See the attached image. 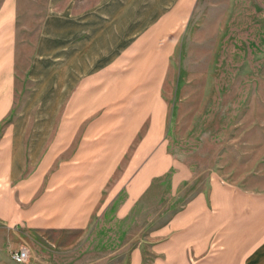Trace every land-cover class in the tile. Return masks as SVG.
I'll return each mask as SVG.
<instances>
[{
    "label": "rangeland",
    "instance_id": "1",
    "mask_svg": "<svg viewBox=\"0 0 264 264\" xmlns=\"http://www.w3.org/2000/svg\"><path fill=\"white\" fill-rule=\"evenodd\" d=\"M17 7L16 96L5 122L51 116L57 142L66 136L61 122L75 126L68 162L59 160L40 183L60 179L59 168L76 169L77 138L103 142V120L121 122L134 140L85 227L0 220V264H161L147 233L198 191L208 193L212 175L264 192V0H17ZM95 73L106 76L95 97L102 109L81 114L80 135L78 86ZM152 124L151 154L166 146L193 178L179 188L172 171L153 178L126 214L131 157ZM22 247L29 256L17 263L12 254Z\"/></svg>",
    "mask_w": 264,
    "mask_h": 264
},
{
    "label": "crops",
    "instance_id": "2",
    "mask_svg": "<svg viewBox=\"0 0 264 264\" xmlns=\"http://www.w3.org/2000/svg\"><path fill=\"white\" fill-rule=\"evenodd\" d=\"M180 8L181 5L177 11ZM109 13L115 17L124 12L112 9ZM17 17V0H0V220L12 227L27 223L48 228H83L101 207L103 188L117 162L133 145L134 134L122 131L125 126L121 122L118 126L117 120H103L102 127L109 128L104 141L84 133L77 138L76 169L59 168L60 179L41 184L43 173L48 174L59 160L63 165L69 158L64 157L68 155L69 129L75 126L74 122L72 125L70 121L61 122L62 134L66 136L57 142L55 135L61 133L54 132L55 121L51 116L46 115L49 119L43 120L5 122L16 96ZM105 77L95 73L87 85L78 86L76 127L80 135L84 129L81 114H96L102 109L95 97L101 78ZM90 96L93 100L85 101ZM155 130L152 124L145 141L131 157L133 169L128 176L132 178L123 206L126 214L153 178L172 171L175 188L193 178L190 166L167 153L166 146L151 154L153 147L149 141ZM211 179L208 193L198 191L164 223L147 233V240L157 242L155 251L159 261L161 264H264V192L241 189L217 175ZM134 261L133 258L132 264Z\"/></svg>",
    "mask_w": 264,
    "mask_h": 264
},
{
    "label": "built area",
    "instance_id": "3",
    "mask_svg": "<svg viewBox=\"0 0 264 264\" xmlns=\"http://www.w3.org/2000/svg\"><path fill=\"white\" fill-rule=\"evenodd\" d=\"M29 256V250L26 247H22L13 252L12 257L15 262L22 263L26 261Z\"/></svg>",
    "mask_w": 264,
    "mask_h": 264
}]
</instances>
